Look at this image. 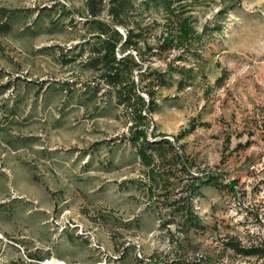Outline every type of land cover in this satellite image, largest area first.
<instances>
[{
    "label": "rangeland",
    "instance_id": "rangeland-1",
    "mask_svg": "<svg viewBox=\"0 0 264 264\" xmlns=\"http://www.w3.org/2000/svg\"><path fill=\"white\" fill-rule=\"evenodd\" d=\"M141 1L132 19L152 44L165 14ZM83 4L0 0V264H264L225 246L264 249V0L192 3L195 29H207L197 54L148 62L193 69L181 91L172 74L156 92V130H194L177 144L191 173L172 167L155 193L180 196L204 172L236 181L233 193L200 188V229L151 195L124 110L86 67Z\"/></svg>",
    "mask_w": 264,
    "mask_h": 264
},
{
    "label": "trees",
    "instance_id": "trees-1",
    "mask_svg": "<svg viewBox=\"0 0 264 264\" xmlns=\"http://www.w3.org/2000/svg\"><path fill=\"white\" fill-rule=\"evenodd\" d=\"M231 1L221 0L222 3ZM194 2L199 0H142L138 6L143 7V10L161 9L165 14V22L158 25L160 31L154 35L152 44L146 36V28L132 19L134 0H84V11H75L89 31L88 39L79 45L82 49L87 48L86 67L97 74L95 80L112 91L115 104L124 110L130 123L127 139L146 170L145 176L150 182L147 187L151 195L163 197L162 202L171 208L172 214L181 215L188 229L201 228L192 209V199L200 196V188L224 189L233 193L236 186L235 180L223 183L222 175L204 172L191 183L183 184L180 196L170 195L167 189L161 195L155 193L158 182H161L160 177L166 171H171L172 167L179 172L191 173L192 164L184 158L182 147L177 144L183 136L194 130V127H189L176 137L158 132L151 117L158 108L156 92L158 88L168 85V76L172 74L180 77L176 89L181 91L191 78L193 69L169 62L162 71L151 70L148 62L152 56L162 52L176 51L178 55L173 61H187L197 54L207 29L203 27L198 33L194 27V17L188 9ZM61 13L67 17L71 15L65 7ZM10 15V10H7L4 17L9 19ZM69 22L74 25L72 19ZM162 182L165 184V181ZM181 193L186 195L183 197ZM225 246L246 257L264 253L260 247L246 249L232 241L225 243ZM152 261L149 259V263Z\"/></svg>",
    "mask_w": 264,
    "mask_h": 264
},
{
    "label": "bare ground",
    "instance_id": "bare-ground-1",
    "mask_svg": "<svg viewBox=\"0 0 264 264\" xmlns=\"http://www.w3.org/2000/svg\"><path fill=\"white\" fill-rule=\"evenodd\" d=\"M48 263H49V260H48ZM58 264H63L62 262H58ZM65 264V263H64Z\"/></svg>",
    "mask_w": 264,
    "mask_h": 264
}]
</instances>
